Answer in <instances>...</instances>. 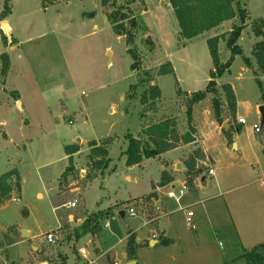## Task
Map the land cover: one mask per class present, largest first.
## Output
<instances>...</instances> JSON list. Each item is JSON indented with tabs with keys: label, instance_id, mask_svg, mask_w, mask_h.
I'll return each mask as SVG.
<instances>
[{
	"label": "rangeland",
	"instance_id": "obj_1",
	"mask_svg": "<svg viewBox=\"0 0 264 264\" xmlns=\"http://www.w3.org/2000/svg\"><path fill=\"white\" fill-rule=\"evenodd\" d=\"M4 2L0 0V12ZM143 2L145 10L139 1L130 4L147 28L135 35L141 59L138 69L131 70L130 45L108 22L105 11L111 8H102L100 0H60L47 6L42 0H6L9 12L1 21L17 42L5 43L0 29V52L5 51L10 62L3 83L0 80V175L15 168L20 190L11 194L16 201L10 198L0 205V240L5 241V235L17 240L0 247V264H126L128 231L142 242L135 244L136 264H247L242 252L264 242V131H254L260 94L241 55L216 78L218 93H208L192 107L196 146L206 154L204 181L200 175L186 188L185 173L175 169L179 162L184 166L193 145L125 164L126 134L136 136L146 125L171 116L180 132L186 130L184 96L176 90L204 89L212 68L202 37L186 47L178 38L167 0ZM241 2L248 21L237 43L249 57L255 41L249 22L264 17V0ZM125 3L115 0L116 6ZM232 22L238 19L208 34L226 33ZM147 36L154 44L151 51L142 42ZM219 51L225 61L229 51L224 41ZM167 62L174 74L157 75ZM148 80L158 86L160 97L142 105L140 95ZM223 83L231 85L236 98L234 119L227 120L225 104L220 106L225 130L211 106L212 97L223 102ZM11 90L18 92V99ZM239 117L243 124H236ZM106 138L110 162L102 174H93L85 159L87 143ZM73 143L79 146L72 155L74 171L60 182L68 165L65 146ZM210 168L212 175L207 173ZM163 170L172 178L157 185ZM88 174L94 177L88 179ZM152 185L157 197L148 212L140 200ZM70 201L75 206H69ZM187 209L194 229L184 223ZM119 210H125L124 219ZM97 211L98 232L75 240L73 228ZM20 229L27 233L20 236ZM47 233L53 242L46 241ZM163 236L171 243L160 242ZM151 239L159 242L150 245Z\"/></svg>",
	"mask_w": 264,
	"mask_h": 264
},
{
	"label": "trees",
	"instance_id": "obj_2",
	"mask_svg": "<svg viewBox=\"0 0 264 264\" xmlns=\"http://www.w3.org/2000/svg\"><path fill=\"white\" fill-rule=\"evenodd\" d=\"M139 1L144 8V0H126V5L116 6L115 0H100L102 8L109 6L110 11H105V16L112 28L119 35L125 37V41L129 44L128 53L132 58L130 65L131 70H137L140 62V54L135 45V35L138 32L143 34L147 32V28L140 16V13L132 10L130 4ZM177 21L179 31L178 38L181 42H186L200 34H203L221 23L238 19V23L233 22L230 30L226 33L212 35L206 38L207 50L211 58L212 68L208 74V80L204 89L192 92H182L179 88L176 90L178 96H184L185 102V120L186 130L180 132L178 124L173 116L164 118L162 120L152 122L133 136L126 134L124 137L127 140V146L124 150L126 155L125 164L132 166L140 164L143 159L156 158L160 154L175 149L184 145H196L199 141L192 118V107L194 104L200 102L208 93L217 92L216 78L224 73L231 65L235 55H241L243 63L251 70V73L256 81L259 90L260 103H264V17L253 19L249 22L250 31L255 38L251 49L250 56H243L242 49L237 43L241 30L247 24L248 11L244 7L241 0H167ZM60 2V0H42V5L47 6ZM3 9L0 12V20L4 19L9 12V7L6 0L3 4ZM4 42L6 43L5 36ZM224 41V46L229 51V55L225 61L220 60L219 42ZM143 44L147 51H151L154 47L150 36L143 38ZM9 57L5 51L0 52V80H3L9 70ZM146 78H149L148 73L144 72ZM157 75L174 74L173 68L169 62L163 63L156 71ZM262 77V79L260 78ZM142 79L139 82L142 84ZM147 81V79H146ZM148 80L147 89L140 95V103L142 105L151 104L152 101L160 97V90L155 83ZM143 85V84H142ZM219 93L223 95V102L218 98H211L212 109L214 117L219 125L222 123L221 107L225 104L227 120L234 119V112L236 108V98L233 89L229 83L221 84ZM10 94L14 99H18V92L11 90ZM223 108V107H222ZM229 118V119H228ZM235 121V120H234ZM240 124V123H236ZM229 123V129L231 128ZM264 131V126L258 132ZM225 135L230 141L229 131H225ZM109 138L101 142L95 140L88 141V151L85 154L87 167L95 174L107 169L110 162L108 157L107 147ZM79 151L77 144L65 146V154L67 156L68 165L62 173L64 180L69 174L74 171L72 155ZM206 159L204 151L196 146L183 158V164L186 168L184 185L186 188L193 187L196 177L202 176L206 172L204 160ZM208 170V169H207ZM94 176L88 174L87 178L92 179ZM172 175H168L166 170L162 171L161 180L157 185H164L168 183ZM66 181V180H65ZM61 187L60 189H62ZM155 186L152 185V191L141 198V204L146 206L148 212L152 211L150 207L151 201L157 197ZM14 189L20 190V176L18 171L10 169L9 171L0 175V205L11 198ZM155 205V204H154ZM157 207V206H156ZM158 209V208H157ZM161 210V209H160ZM100 212H92L85 216L81 224L73 228L72 236L75 240L83 235L93 236L99 230L98 217ZM158 215V214H157ZM156 215V216H157ZM135 233L128 231V236L124 244V252L127 261L135 260ZM160 238V237H159ZM16 239L11 235H5V241L0 240V247L3 245L13 244ZM163 244L171 243L170 239L164 236L159 240ZM241 258L247 264H264V242L256 244L251 249H246L242 252ZM65 264V261L62 262ZM136 264V263H135Z\"/></svg>",
	"mask_w": 264,
	"mask_h": 264
},
{
	"label": "water",
	"instance_id": "obj_3",
	"mask_svg": "<svg viewBox=\"0 0 264 264\" xmlns=\"http://www.w3.org/2000/svg\"><path fill=\"white\" fill-rule=\"evenodd\" d=\"M0 29H1V31L3 32V34H4L5 38H6L7 43L10 44V42H11V37H10V34H9L8 26H7V24H6L4 21H2V22L0 23ZM17 106H18V108L21 107L19 102H17ZM256 112H257V114H258L259 128H262V127L264 126V103H260V104H258V105L256 106ZM221 125H222L221 127L224 128V130H225V128L228 127V124H226V123H222ZM77 141H79V140H77ZM234 147H235V145H234ZM175 169H177V170L180 171V172H184V173H185V171H186V168L182 165L181 162H179V163L176 165ZM204 179H205V176L203 175V176L201 177V181H203ZM117 214H118V216H119L121 219H124L125 210H119ZM20 232H21V234H22L21 236H24V235L27 233V232H25V230H23V229L20 230ZM155 242H157V241H156V240H151V241H149V244H150V245H153V244H155ZM140 243H142L141 240L138 239V238H135V244H140ZM135 263H136L135 260H130V261H128L126 264H135Z\"/></svg>",
	"mask_w": 264,
	"mask_h": 264
},
{
	"label": "built area",
	"instance_id": "obj_4",
	"mask_svg": "<svg viewBox=\"0 0 264 264\" xmlns=\"http://www.w3.org/2000/svg\"><path fill=\"white\" fill-rule=\"evenodd\" d=\"M238 123H240V124H243L244 123V119L243 118H241V117H239L238 118ZM260 130V128H259V126H257V125H254V131H259ZM208 175H212L213 174V171H212V169L210 168V169H208ZM179 193H182V190H179ZM168 195L169 196H172L173 195V193L172 192H169L168 193ZM11 200L12 201H16L17 199L16 198H11ZM68 205L69 206H75V202L74 201H70L69 203H68ZM128 213L129 214H133L134 213V210L132 209V208H129L128 209ZM191 217H192V212H191V210H185V221H184V223H185V225H186V227L187 228H190V229H194V224L192 223V220H191ZM107 225V222H105V224H104V226H106ZM45 238H46V241L47 242H53V235L51 234V233H47L46 235H45ZM112 264H115V263H113L112 262Z\"/></svg>",
	"mask_w": 264,
	"mask_h": 264
},
{
	"label": "crops",
	"instance_id": "obj_5",
	"mask_svg": "<svg viewBox=\"0 0 264 264\" xmlns=\"http://www.w3.org/2000/svg\"><path fill=\"white\" fill-rule=\"evenodd\" d=\"M2 20H4V19H2ZM228 21H230V20H228ZM2 21L0 20V23H1ZM233 23V22H232ZM218 27V26H217ZM216 28V27H215ZM214 29V28H213ZM217 29V28H216ZM8 30L10 31V27L8 26ZM210 31V30H209ZM209 31H207V32H205V33H203V34H200V35H198V36H196V37H194V38H191V39H189L188 41H186V45H185V47L188 45V44H190L191 43V41H193L195 38H197V37H202L203 38V41H205L206 40V38H208V37H210V35L208 34L209 33ZM10 34V33H9ZM215 34V33H214ZM213 35V34H212ZM13 42H17V39L16 38H11V42H10V44L11 43H13ZM184 47V48H185ZM233 89V88H232ZM234 92V91H233ZM260 104V103H259ZM198 143V142H197ZM196 143V144H197ZM192 145V144H191ZM198 145V144H197ZM185 146V145H184ZM181 147V146H180ZM194 147H196V145H193V147L192 148H194ZM200 147V146H199ZM191 148V149H192ZM201 148V147H200ZM202 149V148H201ZM203 150V149H202ZM204 151V150H203ZM205 153V152H204ZM206 155V154H205ZM184 157V156H183ZM202 177V176H201ZM205 180V179H204ZM203 180V181H204ZM38 195H40V194H38ZM39 197V196H38ZM156 206L157 207H161V209L163 210V205H161V203L160 202H157L156 201ZM71 218V217H70ZM20 230H22V229H20ZM21 236V235H20ZM165 237V236H164ZM151 240H156V239H151ZM151 240H149V241H151ZM17 241V240H16ZM157 242H155V243H158L159 241L158 240H156ZM126 261H127V259H126ZM128 262V261H127ZM126 262V263H127Z\"/></svg>",
	"mask_w": 264,
	"mask_h": 264
}]
</instances>
